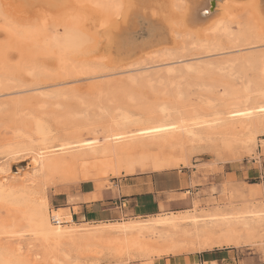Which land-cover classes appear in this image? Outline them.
I'll use <instances>...</instances> for the list:
<instances>
[{"label": "bare ground", "instance_id": "bare-ground-1", "mask_svg": "<svg viewBox=\"0 0 264 264\" xmlns=\"http://www.w3.org/2000/svg\"><path fill=\"white\" fill-rule=\"evenodd\" d=\"M98 1L107 10L106 22L112 24L109 28L110 47L119 52L143 56L168 52V55L173 56L175 52H171L169 45L175 41L178 43L177 38L183 35V30L193 34L202 31L211 32L212 35L204 34L208 36L199 37L198 41L210 55L264 46V38L252 32L253 26L249 21L241 23L242 25L240 24L235 32L232 30L233 19L229 20L225 17L227 12L232 11L229 8L235 9L237 5L249 7L256 14H262L264 0H171L170 9L161 0ZM157 4L160 7L157 9L164 13H161L159 18L156 13ZM166 8L171 10L168 14H165ZM176 9H180V15L174 14ZM170 12L173 13V17L168 18ZM256 14L254 13V16ZM261 20L264 21L262 17ZM74 23L63 26L59 32L53 34L48 33L47 28L45 30L39 26L34 28L35 30L30 28L29 32L41 34L44 43L47 42L52 49L66 54V57L62 56L64 61L67 55L75 56L91 49L92 44L98 40L93 30L86 29L87 26L85 27L83 21ZM145 24H147L146 28ZM142 31L147 34V38L142 35ZM200 35L203 37V34ZM182 49L184 50V46ZM177 59L179 62L184 61L185 65L167 67V76L163 81L173 88L167 91L172 101L163 102L155 109L139 115L126 108H116L117 113L106 109L101 114L108 117L109 122L92 138H84L81 133L72 137L57 136L53 134L54 130H51L48 121L37 117L33 119L34 127L30 137H26L31 145L17 141L15 138L16 140H12L8 147H0V160L1 156H15L24 151L32 153L26 160V167L15 162L7 163L5 167L0 168V200L14 206H24L26 221L24 231L36 236L52 238L59 247L63 246L62 257L67 264H100L102 257L100 251L98 253L101 256L92 253L104 249L114 250L119 256L126 251L134 252L139 258L149 256L154 250L148 246L146 237L142 236L145 231L154 234L156 238L164 234L163 236H166L170 243L166 251L174 250L173 246L177 245L179 235L189 238L188 241H183L185 244L183 249L188 248L189 245L195 250L212 248L215 245L250 243L258 233L264 236V203L262 202H250L238 209L231 207V211L226 213L222 212L221 208L213 207V210L211 208V211L204 210L202 213L166 212L145 221L137 219L100 222L99 227L82 228L76 224L67 226L54 224L47 199H43L45 195L35 191L34 185L43 174L53 175L63 170L71 173L78 169L77 182L89 179L92 181V178L98 180L104 174H117L116 159L124 150L126 153H148L153 148L169 147L178 142L213 140L215 135L225 134L228 131L234 132L236 136H244L245 142L252 144L258 133H264V53L235 58L227 64L226 77L235 76L242 79L243 84L240 87L230 84L228 80L200 84L175 82L174 73L179 72L187 77L186 74L196 68V64L187 63L185 59L178 57ZM228 61L223 59L217 64L207 63L215 65L203 66V69L208 72L213 67L222 70L225 68L224 63ZM132 63L130 62L131 65ZM248 69L253 72L251 75L247 73ZM182 76L179 78H183ZM194 85L199 89L197 93H191ZM180 102L189 105L187 108H182ZM37 192L41 196L36 194ZM35 194L40 197L37 198ZM153 239L148 241L151 242ZM7 254V250L1 245L0 263L10 262L8 258L10 255ZM82 255H86L91 260L84 261ZM136 257L134 256V259Z\"/></svg>", "mask_w": 264, "mask_h": 264}, {"label": "rangeland", "instance_id": "rangeland-1", "mask_svg": "<svg viewBox=\"0 0 264 264\" xmlns=\"http://www.w3.org/2000/svg\"><path fill=\"white\" fill-rule=\"evenodd\" d=\"M161 1L169 8L171 0ZM237 6L235 9L229 8L232 11L228 10L229 12L225 16L226 19H233L232 30L237 32L241 23L249 21L253 26L252 32L264 38V21L261 20V17L264 20V13L256 14L249 7ZM157 8H160L159 4L156 6L157 18H159L164 13ZM168 8H166L165 14L171 11ZM0 12L1 148L8 147L12 140L16 139L31 145L28 138L33 131L34 120L37 117L48 121L51 130H54H52L53 134L57 136L72 137L81 133L84 138H92L109 122V118L101 114L106 109L117 113L116 108H126L139 115L155 109L163 102L172 101L167 91L173 88L163 81L167 76V67L185 65V62H179L177 57L185 59L187 63L196 64V68L186 74L187 77L182 76L179 72L174 73L175 82L200 84L228 80L230 84L240 87L243 84L242 79L235 76L226 77L227 64L235 58L248 55L257 56L258 53H264V46H260L251 50L244 49L210 55L198 41L199 37L205 38L212 33L202 31V33L193 34L187 30H183V35L177 38L178 43L175 41L169 45L171 52H175L173 56L168 55V52L166 54L159 52L148 56L119 52L110 47L109 28L112 24L106 22L107 10L103 5H100L98 0H0ZM180 12V9H176L174 14L179 13L178 15H180ZM254 13L257 17L254 16ZM113 16L115 17V15ZM171 17H173V13L170 12L168 18ZM77 21H83L85 27L87 26L86 29L93 30L98 42L96 41L95 45L92 44L93 46L91 45L92 48L90 47L88 52L85 51L75 56L67 55L68 60L64 58V61L63 57H66V54L52 49L47 45V42L44 43L41 34L34 31V34L29 32L40 27L48 29L47 32L53 34L59 32L63 26L75 24L74 22ZM144 27L146 28L147 24ZM25 31H28L27 34ZM141 33L147 38L146 33L144 34L143 31ZM200 34H203V37ZM204 34L208 35L204 36ZM195 44H199V46H193ZM223 59L229 60L224 63V69L213 67L209 72L203 69V66L212 67L215 65L207 63L217 64ZM130 62H133L132 65ZM247 73L251 75L253 72L248 69ZM179 76L183 78H179ZM17 90L20 92H16ZM197 91L199 89L194 85L191 93H197ZM180 105L182 108H187L189 104L180 102ZM236 135L234 132L228 131L225 134L215 135L213 140L178 142L169 147L153 148L148 153H126L124 150L118 154L116 159L117 169L120 164L119 174H104L100 178L101 182L105 186L112 187L114 180L129 175L130 167L134 166V163L144 161L147 162V165L151 164L156 170L185 167L194 170L195 177L196 174L199 175L196 180L199 183L198 186L194 187L191 193L182 194L187 203L176 209L162 211L161 214L169 211L177 213L185 209L202 213L204 210L211 211V208L213 210L217 207L226 213L231 211V207L238 209L250 202L264 203V185L259 184V179L240 177V172L245 169V162L258 157V143L264 145V133H258L252 144L245 142L244 136ZM36 138L38 137L36 136ZM31 155V152L24 151L15 156H1L0 168L5 167L7 163L15 162L25 164L22 167H26V160ZM149 167L139 166L134 173L150 171ZM237 169L240 170L239 176L235 173ZM78 172L77 169L71 173L63 170L53 175L43 174L34 185L36 189H33L41 195H45L43 199H47L50 208L49 200L54 193L78 189L80 183L76 181ZM38 192L36 194H39ZM39 195H36L37 198L41 196ZM24 208V206H14L0 200V246L2 245V248L7 250V255H10L8 257L10 262L0 264H67V261L62 257L63 246L59 247L52 238H44L24 231L26 225ZM50 212L54 224L67 226L62 222L55 209L50 208ZM132 219L145 221L149 217L122 215L112 222ZM76 221L78 223L76 225H80L82 228L99 227L100 223ZM178 237L184 240L189 239L181 235ZM253 241L255 242L249 247L262 249L264 246V236L261 237L259 233ZM98 251L102 254L100 264H147L149 260L148 257H136L132 251H126L120 256L114 250L104 249L103 253L101 250H96L97 253ZM187 252L192 251L183 253ZM97 253L92 254L101 256ZM134 256L137 259H134ZM82 258L86 262L91 260L86 255H82ZM125 261L126 263H124Z\"/></svg>", "mask_w": 264, "mask_h": 264}, {"label": "crops", "instance_id": "crops-1", "mask_svg": "<svg viewBox=\"0 0 264 264\" xmlns=\"http://www.w3.org/2000/svg\"><path fill=\"white\" fill-rule=\"evenodd\" d=\"M257 151L258 157L249 159V162H245V169L242 172L237 169L235 173L239 176L240 172V177L243 179L248 177L259 179V184L264 185V145L258 143ZM119 166L117 174H119ZM139 166H150L151 170L134 173ZM130 168L129 175L114 180L112 187L103 185L101 179H94V181L92 178V181L91 179L81 181L78 184V189L74 191L54 193L49 200L50 208L59 213L62 222L66 223L65 225L78 224L76 220L112 222L122 215L151 218L161 215V212L167 209L184 206L187 201L182 194L191 193L192 189L199 184L196 182L199 175L196 174L195 177L196 172L185 167L156 170L151 164L147 165V162L143 161L134 163V166ZM163 207L165 209H162ZM186 211L192 212L188 209L179 212ZM163 235L158 236L161 239L158 237L157 239L150 232L145 231L142 234L146 237V239L143 238L149 244L148 246L154 250L152 256H146L150 258H148L147 264H264V246L262 249L249 247L255 241L240 245H215L212 248L193 250L189 245L188 248L183 249L184 239L177 237L178 242L175 246L179 245V247L173 246L175 251H166L170 243L168 238L166 239V236ZM152 238L154 239L151 242L148 241ZM185 251L192 252L183 253ZM153 256L155 257L153 258Z\"/></svg>", "mask_w": 264, "mask_h": 264}, {"label": "water", "instance_id": "water-1", "mask_svg": "<svg viewBox=\"0 0 264 264\" xmlns=\"http://www.w3.org/2000/svg\"><path fill=\"white\" fill-rule=\"evenodd\" d=\"M20 165H25V164H20Z\"/></svg>", "mask_w": 264, "mask_h": 264}]
</instances>
